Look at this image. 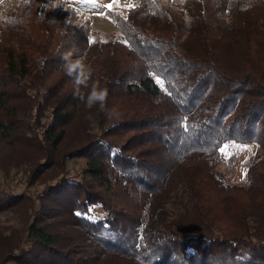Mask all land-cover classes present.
<instances>
[{"label":"trees","instance_id":"obj_1","mask_svg":"<svg viewBox=\"0 0 264 264\" xmlns=\"http://www.w3.org/2000/svg\"><path fill=\"white\" fill-rule=\"evenodd\" d=\"M104 13L118 33L57 0L0 18V170L26 161L45 185H0V211L22 216L0 264H264V0ZM230 142L259 149L242 183L217 169Z\"/></svg>","mask_w":264,"mask_h":264},{"label":"rangeland","instance_id":"obj_2","mask_svg":"<svg viewBox=\"0 0 264 264\" xmlns=\"http://www.w3.org/2000/svg\"><path fill=\"white\" fill-rule=\"evenodd\" d=\"M65 7L75 9L81 21L86 24L93 36H105L107 33H118L119 29L114 25L110 18L105 15V10H114L121 15H125L127 10L136 5L139 0H57ZM182 2V0H175ZM41 3V1H39ZM15 4V0H0V18L2 14L9 12ZM45 119H43L44 121ZM79 134L71 133L68 139L67 148L72 145V140L78 139ZM222 153V160L218 163L217 169L227 176V180L231 184L242 183L245 179L246 165L250 158L258 153V147L254 144L226 143ZM221 147V148H222ZM220 148V149H221ZM19 162V161H18ZM17 164V161H10L4 171L0 170V185H6L8 191L14 194H24L33 198L45 186L42 182L28 184L27 172L28 163ZM84 167V161L79 158H72L66 161L68 175L80 176ZM2 187V186H0ZM38 207L37 202H34ZM35 207V208H36ZM38 218V213H36ZM22 216L18 212L0 211V228L6 229L5 234L9 235L11 227H20ZM39 219V218H38ZM87 244H90L87 242ZM94 247L91 246L90 249ZM90 251V250H89Z\"/></svg>","mask_w":264,"mask_h":264},{"label":"clouds","instance_id":"obj_3","mask_svg":"<svg viewBox=\"0 0 264 264\" xmlns=\"http://www.w3.org/2000/svg\"><path fill=\"white\" fill-rule=\"evenodd\" d=\"M104 97H105V93L103 91L100 92L93 91L88 97L87 104L89 107H91L94 102L99 101L101 107H103Z\"/></svg>","mask_w":264,"mask_h":264},{"label":"snow or ice","instance_id":"obj_4","mask_svg":"<svg viewBox=\"0 0 264 264\" xmlns=\"http://www.w3.org/2000/svg\"><path fill=\"white\" fill-rule=\"evenodd\" d=\"M154 78L157 80L158 83H162L161 78L159 76H155ZM185 127H186V125H185ZM225 148H226V146L222 147L220 150L223 152L225 150Z\"/></svg>","mask_w":264,"mask_h":264}]
</instances>
